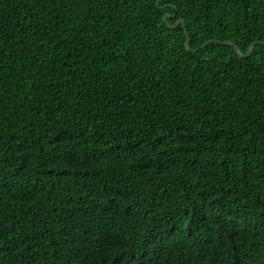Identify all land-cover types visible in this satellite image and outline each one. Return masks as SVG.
Segmentation results:
<instances>
[{"label": "trees", "instance_id": "obj_1", "mask_svg": "<svg viewBox=\"0 0 264 264\" xmlns=\"http://www.w3.org/2000/svg\"><path fill=\"white\" fill-rule=\"evenodd\" d=\"M263 42L264 0H0V264H264Z\"/></svg>", "mask_w": 264, "mask_h": 264}, {"label": "water", "instance_id": "obj_2", "mask_svg": "<svg viewBox=\"0 0 264 264\" xmlns=\"http://www.w3.org/2000/svg\"><path fill=\"white\" fill-rule=\"evenodd\" d=\"M168 15H169V14H168ZM166 16H167V15H166ZM186 31H187V30H186ZM187 33H188V32H187ZM189 40H190V37H189V35H187V39H186V42H185V45H186L187 48H188ZM212 41H217V42H221V43H230V44H233V45H234V48H235V50H236V52H237V53L239 54V56H241V57H248V56L250 55V53H251L252 47H253L254 44L256 43V42H253V43L249 46V49H248L247 53H246V54H243V53L240 51L238 45H237L235 42L231 41V40H218V39H212V40L207 41V42L205 43V45L208 44V43H210V42H212ZM263 43H264V42H263ZM195 50H196V49H195ZM195 50H193V51H195Z\"/></svg>", "mask_w": 264, "mask_h": 264}]
</instances>
